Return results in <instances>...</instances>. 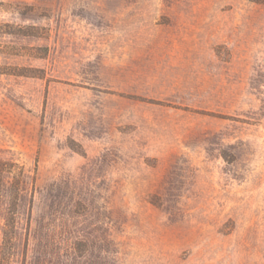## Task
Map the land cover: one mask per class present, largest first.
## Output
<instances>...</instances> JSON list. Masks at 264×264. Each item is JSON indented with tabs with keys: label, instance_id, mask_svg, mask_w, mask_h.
Returning <instances> with one entry per match:
<instances>
[{
	"label": "rangeland",
	"instance_id": "374dc122",
	"mask_svg": "<svg viewBox=\"0 0 264 264\" xmlns=\"http://www.w3.org/2000/svg\"><path fill=\"white\" fill-rule=\"evenodd\" d=\"M0 264H264V4L0 0Z\"/></svg>",
	"mask_w": 264,
	"mask_h": 264
},
{
	"label": "trees",
	"instance_id": "16d2710c",
	"mask_svg": "<svg viewBox=\"0 0 264 264\" xmlns=\"http://www.w3.org/2000/svg\"><path fill=\"white\" fill-rule=\"evenodd\" d=\"M250 2H255L258 4H264V0H249ZM10 218L9 222L14 223V215H15V208L13 206L10 207Z\"/></svg>",
	"mask_w": 264,
	"mask_h": 264
},
{
	"label": "crops",
	"instance_id": "0c3cea01",
	"mask_svg": "<svg viewBox=\"0 0 264 264\" xmlns=\"http://www.w3.org/2000/svg\"><path fill=\"white\" fill-rule=\"evenodd\" d=\"M89 243V245H92V244H94V242H88ZM87 257V256H86Z\"/></svg>",
	"mask_w": 264,
	"mask_h": 264
}]
</instances>
